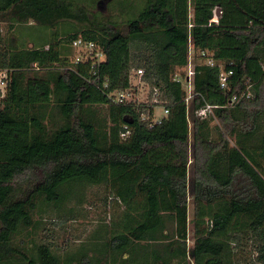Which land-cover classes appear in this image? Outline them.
Wrapping results in <instances>:
<instances>
[{
    "label": "trees",
    "instance_id": "1",
    "mask_svg": "<svg viewBox=\"0 0 264 264\" xmlns=\"http://www.w3.org/2000/svg\"><path fill=\"white\" fill-rule=\"evenodd\" d=\"M216 6L220 22L208 25ZM30 21L65 24L71 46L81 36L105 57L69 62L63 41L4 50L2 25ZM189 37L216 64L195 65L187 102L176 70L189 63ZM0 66L12 70L0 107V264H264V0H150L124 27L77 0H0ZM138 69L150 101H114ZM222 70L232 71L226 87ZM155 105L169 112L153 123ZM84 184L123 206L101 242L65 253L17 242Z\"/></svg>",
    "mask_w": 264,
    "mask_h": 264
},
{
    "label": "rangeland",
    "instance_id": "2",
    "mask_svg": "<svg viewBox=\"0 0 264 264\" xmlns=\"http://www.w3.org/2000/svg\"><path fill=\"white\" fill-rule=\"evenodd\" d=\"M77 1L88 5L92 13L99 15L106 22H112L113 24L124 27L125 24H128L131 20L138 18L144 13L150 0H109V4L102 9L97 7L100 0ZM66 29L65 24L51 28L33 21L17 25L13 30L9 29L8 25L3 24L1 27V34L4 39L2 48L4 50L10 48L15 49L16 47H27L35 44L48 46L50 42L63 41L62 43L68 48V54H65V56L71 62L72 60L74 61L77 50L69 44L65 32ZM205 61L206 58L200 56L198 50H193L188 65L178 67L176 71L186 74L196 64ZM131 81L134 87L131 88L130 98L139 102L150 101V86L136 74V70L132 71ZM96 109L101 115L106 113V108L102 105ZM155 114L162 116L164 109L161 106H156ZM215 124L216 122L213 121L214 134H216ZM190 158L193 160V157ZM111 196L114 197L109 190L105 189L104 185L84 184L80 192L66 204L65 210L58 212L52 207L45 206L42 212L36 214L35 217L41 220V224L37 228L32 229L31 233H27L29 230H24L17 238V242L22 237H24L27 245L33 239L37 242L47 241L54 244L55 248L58 249L57 251L61 253H65L67 250L77 252L84 243L91 247L93 243H97L99 234H107L105 230H108L110 223L123 210L122 204L115 197L112 198ZM188 204L189 218L192 219L194 217V202L192 197H189ZM98 229L101 231L96 234L95 232ZM98 240L101 242L100 239ZM193 243V224L190 223V234L187 244L192 246ZM252 254L250 251L249 253L247 252L248 259Z\"/></svg>",
    "mask_w": 264,
    "mask_h": 264
},
{
    "label": "built area",
    "instance_id": "3",
    "mask_svg": "<svg viewBox=\"0 0 264 264\" xmlns=\"http://www.w3.org/2000/svg\"><path fill=\"white\" fill-rule=\"evenodd\" d=\"M223 10L220 6H216L214 9H212V16L209 19L208 25H218L220 22V18L222 17ZM192 24H190L191 26ZM189 62L191 58V54L193 53V50H197L191 43V37H189ZM72 47L77 50V54H75V62H81L86 59H92L95 63L101 62L104 57L105 53L101 49V47L94 41L87 40L83 37H77L72 40ZM200 52V56L206 58V63L214 66L216 62L212 58V52L207 50V49H202L198 50ZM195 67V66H194ZM194 73L195 70L194 68H191L189 72L186 73V80H187V96H186V101L189 102L190 98L192 97V91H193V83H194ZM136 74L139 75L140 77L143 75V70L138 69L136 71ZM232 74V71H221V76H220V81H221V87H226L227 86V81H228V76ZM12 82V70L8 67H2L0 66V107L2 106V99L6 96L7 92L9 91L10 84ZM107 85V84H106ZM132 90L127 89V90H121L117 91L116 94L114 95V101L117 103H126V102H136L138 103L139 101L134 100L133 98H130ZM155 95H157V92H155ZM235 99V97L232 99V101ZM153 104L158 102V98L154 97L153 98ZM149 102V101H148ZM158 105H155V107ZM214 105L207 104L204 107H201L197 110V117L200 119H207L210 117L212 114V109ZM169 110L164 109V114L162 116H157L155 114V111L151 117V120L153 123L159 122L162 120L164 116L168 114ZM148 115H144L146 117ZM125 135V133H124Z\"/></svg>",
    "mask_w": 264,
    "mask_h": 264
},
{
    "label": "flooded vegetation",
    "instance_id": "4",
    "mask_svg": "<svg viewBox=\"0 0 264 264\" xmlns=\"http://www.w3.org/2000/svg\"><path fill=\"white\" fill-rule=\"evenodd\" d=\"M109 2H110V1H109ZM107 4H109V3H107ZM107 4L105 5V4H103V3H98V4H97V7L102 9V8L106 7Z\"/></svg>",
    "mask_w": 264,
    "mask_h": 264
},
{
    "label": "water",
    "instance_id": "5",
    "mask_svg": "<svg viewBox=\"0 0 264 264\" xmlns=\"http://www.w3.org/2000/svg\"><path fill=\"white\" fill-rule=\"evenodd\" d=\"M108 1H109V0H100V2H99V3H103V4H105V5H106V4L108 3Z\"/></svg>",
    "mask_w": 264,
    "mask_h": 264
},
{
    "label": "crops",
    "instance_id": "6",
    "mask_svg": "<svg viewBox=\"0 0 264 264\" xmlns=\"http://www.w3.org/2000/svg\"><path fill=\"white\" fill-rule=\"evenodd\" d=\"M191 8H192V9H191ZM190 10H191V11L193 10V6H192V5L190 6Z\"/></svg>",
    "mask_w": 264,
    "mask_h": 264
}]
</instances>
